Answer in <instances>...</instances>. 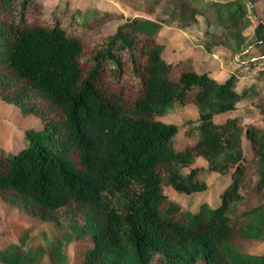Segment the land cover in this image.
Here are the masks:
<instances>
[{"label":"trees","instance_id":"16d2710c","mask_svg":"<svg viewBox=\"0 0 264 264\" xmlns=\"http://www.w3.org/2000/svg\"><path fill=\"white\" fill-rule=\"evenodd\" d=\"M258 2L149 0L105 31L117 16L108 11L0 0V98L42 126L24 128L16 149L0 145V199L90 233L82 264H264V107L240 123L228 115L246 92L234 74L217 80L185 51L167 59L158 37L166 17L185 26L200 14L221 29L208 33L210 52L247 42L264 58ZM175 102L191 105L192 119L164 120ZM213 174L227 178L215 203L190 210L164 192L189 200ZM23 241L1 248L0 261L39 264L43 247Z\"/></svg>","mask_w":264,"mask_h":264},{"label":"rangeland","instance_id":"374dc122","mask_svg":"<svg viewBox=\"0 0 264 264\" xmlns=\"http://www.w3.org/2000/svg\"><path fill=\"white\" fill-rule=\"evenodd\" d=\"M43 7L51 8L64 0H39ZM139 0H67L70 5L78 6L88 15L91 9L95 8L93 14L108 11L115 17L105 22L102 28L110 31L115 23H118L127 16L136 13L137 5L147 3ZM71 6V7H72ZM257 15L264 18V5L261 2L255 4ZM251 20L250 29L255 22L250 10L246 11ZM81 19V15L78 20ZM169 23L161 26L158 37L163 40V55L167 59L174 58L180 51H185V58L195 62L197 69L209 68L217 80H223L229 74H234V88L241 90L245 88V94L237 103V106L228 115L237 116L240 123L261 119L260 107H264V58L258 59L252 49H248L247 42L241 47L231 44L228 49L222 46H214L212 52L207 49L213 41L208 33L219 32L221 29L214 24H206L200 14L189 25L177 26L167 18ZM193 107L173 103L168 107L162 118L176 124H181L193 117ZM31 128L35 131L42 130L39 118L34 114L23 115L17 104L5 102L0 98V145L8 150L16 149L23 145L22 130ZM198 161V160H197ZM197 164L205 165L202 160ZM209 184L206 192H202L187 200L186 196L166 187L164 192L171 200H178L181 205L192 210L196 205L204 201L215 203L217 193L227 181L225 176L220 174L203 175ZM78 229L63 227L60 228L51 220L41 219L35 215L28 214L15 206L0 199V249L18 242L24 237L22 248L43 247V253L39 264H82L86 249L92 244L90 233L77 236ZM55 245V246H54ZM264 247V241L259 243ZM258 246V247H259ZM55 247V252L52 248ZM0 264H4L0 261ZM196 264H205L198 259Z\"/></svg>","mask_w":264,"mask_h":264},{"label":"crops","instance_id":"0c3cea01","mask_svg":"<svg viewBox=\"0 0 264 264\" xmlns=\"http://www.w3.org/2000/svg\"><path fill=\"white\" fill-rule=\"evenodd\" d=\"M205 69H209V68H205ZM211 70V69H210Z\"/></svg>","mask_w":264,"mask_h":264}]
</instances>
